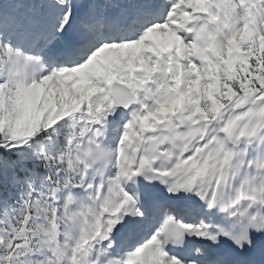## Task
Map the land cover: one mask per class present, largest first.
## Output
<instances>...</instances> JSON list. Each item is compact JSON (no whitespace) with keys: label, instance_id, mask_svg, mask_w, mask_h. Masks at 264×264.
<instances>
[{"label":"snow or ice","instance_id":"6c2138e0","mask_svg":"<svg viewBox=\"0 0 264 264\" xmlns=\"http://www.w3.org/2000/svg\"><path fill=\"white\" fill-rule=\"evenodd\" d=\"M0 264H264V0H0Z\"/></svg>","mask_w":264,"mask_h":264}]
</instances>
